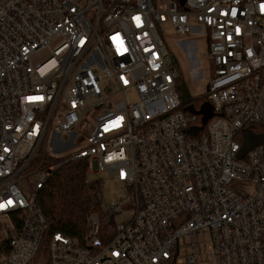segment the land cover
Wrapping results in <instances>:
<instances>
[{"label":"built area","instance_id":"1","mask_svg":"<svg viewBox=\"0 0 264 264\" xmlns=\"http://www.w3.org/2000/svg\"><path fill=\"white\" fill-rule=\"evenodd\" d=\"M169 23L207 40L204 125ZM75 160L120 191L82 244L36 201ZM0 264H264V0H0Z\"/></svg>","mask_w":264,"mask_h":264},{"label":"trees","instance_id":"2","mask_svg":"<svg viewBox=\"0 0 264 264\" xmlns=\"http://www.w3.org/2000/svg\"><path fill=\"white\" fill-rule=\"evenodd\" d=\"M174 64L179 72L176 60ZM178 78L177 84L180 86V74ZM203 101L202 96L192 98V105L197 107ZM50 162L58 164L62 162V158L45 159L46 165L51 164ZM87 174L88 166L84 160L62 163L38 191L36 201L48 224V234L61 233L82 244L88 233V217L96 214L101 220L106 218L100 208L103 180H88Z\"/></svg>","mask_w":264,"mask_h":264},{"label":"rangeland","instance_id":"3","mask_svg":"<svg viewBox=\"0 0 264 264\" xmlns=\"http://www.w3.org/2000/svg\"><path fill=\"white\" fill-rule=\"evenodd\" d=\"M191 25H194L191 22ZM161 38L164 42L165 48L168 50V53H171L172 57L176 60V64L179 67L180 78L182 79V83L185 85L187 92L191 98H199L203 96L207 91V85L210 80L209 77V63H207L204 54L207 52V40L201 34H192V36H183L180 37L175 35L174 30L170 23L165 25L160 30ZM50 57V53L46 50H41L36 55L31 58V63L33 66L41 64V62L45 61ZM195 60L200 65L196 68ZM51 63H48L45 68H48ZM198 71L201 72L198 74ZM132 99H135L134 94L130 95ZM198 107V106H197ZM90 128V126L88 127ZM71 134L60 133L55 137L59 138L62 143L65 144L64 148L61 151H58L56 156L67 157L70 156L73 151L79 149L83 146V142L81 137L75 138L74 136H70ZM49 138H51V134H49ZM55 140V138H53ZM52 139V141H53ZM49 146L47 145V148ZM103 179V199L108 201L109 199L116 198L120 191L115 186L112 179L107 178L105 173H101L100 175H95L92 173L87 174L88 180L95 179Z\"/></svg>","mask_w":264,"mask_h":264},{"label":"water","instance_id":"4","mask_svg":"<svg viewBox=\"0 0 264 264\" xmlns=\"http://www.w3.org/2000/svg\"><path fill=\"white\" fill-rule=\"evenodd\" d=\"M171 62L173 64L175 63L173 57L171 58ZM179 92H181V104L185 106V110L194 115L197 116L200 115L201 116L200 120L202 121V125H204L208 121V119H210L213 116L212 108L207 102L201 103L198 111L195 110L194 106L188 104L191 100V97L189 95V92H187V89L183 83L179 86Z\"/></svg>","mask_w":264,"mask_h":264}]
</instances>
